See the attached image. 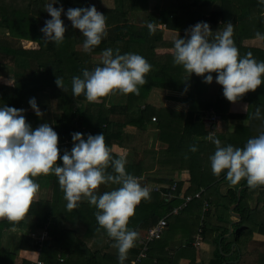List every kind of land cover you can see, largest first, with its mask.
<instances>
[{
  "label": "trees",
  "instance_id": "trees-1",
  "mask_svg": "<svg viewBox=\"0 0 264 264\" xmlns=\"http://www.w3.org/2000/svg\"><path fill=\"white\" fill-rule=\"evenodd\" d=\"M165 1L172 7H167L164 12H161L163 9H159L157 13L148 10L149 0H114L111 10L107 8L108 6L100 7L104 19L102 24L104 26L100 28L88 21L87 10L77 12L79 17L68 22L64 21L67 15L60 18L69 10L66 8L70 3L73 5L81 3L78 0H0V15L6 20L8 27V34H0V70L1 68L9 70L11 73L6 74L5 79L12 80V84L0 82V113L3 117V121L0 119V141L4 140L8 146V155L0 159V172L4 177L9 176L12 170L22 172L26 175L23 186L28 187L33 186V182L39 183L45 179L55 185L56 182L66 179L68 175L66 170H72L79 162H87L88 168H104L107 174L99 175L100 179L96 177L92 181L94 185L84 195L87 204L73 210L68 205L70 220L68 226L65 225L62 229L65 234L70 230L74 231L70 225L73 219L70 217L82 213V221L87 223L90 207H101L117 211L120 217H122L120 211H130L135 222L134 232L137 235L183 202L179 197L183 181L176 180L171 173H167L164 179H158L157 183L175 184L172 190L162 188L171 195L168 199L162 197L159 192L140 191L138 203L130 204L129 197L135 186L132 178L134 173L128 168H189L190 188L185 190V194L195 192L202 185L204 188L199 199H193L181 210L186 212L190 207L200 213L202 208L204 209L202 200L207 199L208 204L204 211L209 219L203 224L201 233L205 237L222 229L227 232V228L222 226L225 224L223 216L228 214L229 218L226 220L228 222L230 219L228 208L237 199V193L234 187L230 188L228 193L226 192V200L220 194L218 184L222 180L228 182L242 178L241 184L248 185L241 188L240 199L234 209L240 213L241 220L235 224L231 240L236 241L238 245L245 244L244 237L247 233L256 231L264 236V186L250 185L259 181L254 175L251 176L253 170L246 168L249 167L250 157L246 160L247 163H244V168H236L242 171L241 176L234 175L231 171L226 173L230 164L226 144H233L231 136L229 142L227 140L224 144L221 142L220 146L223 149L218 148L219 139H215L216 142L207 141L205 137L208 131L203 126L201 115L205 111L204 108L212 106L221 113V122L228 121L237 116L227 110L230 100L241 99L251 106L259 99V94L264 96V92L258 91L260 87L254 88L253 83L249 82L250 72L248 73L247 69H243L245 72L243 71L242 82L234 80L233 74L240 75L239 69L235 68L228 78L220 77L219 70L216 83L213 84L209 81L211 73L202 72L201 69L195 70L190 81L191 77L187 75V71L175 63L173 54H158L156 49L168 46L170 42L164 41L157 24L165 22L168 28L175 27L178 9L182 3L189 2L190 5L196 6L198 12L203 13L201 17H205V13L208 12L206 21L218 23L219 27L221 24H234L237 21V14L221 8L223 6L221 0H216L221 1L220 6L213 8H210L209 0H203L200 4H198L200 0H163ZM157 4H160V1H157L156 6ZM137 5L143 7L138 10L144 11V22L153 27L154 36L149 37L139 32V28L128 21L127 16L137 11ZM87 8L96 7L92 5ZM222 39L224 38L219 35L207 33L203 37L194 38L191 45L198 54L225 55L229 46L223 43ZM29 41L35 42V45L25 46ZM92 58H96L97 61ZM106 59L118 63V75L115 78L107 76ZM64 68L74 70L67 76ZM77 70H81L82 74L77 75ZM245 76H248L246 80ZM117 80L125 81L126 84L118 85ZM181 86L186 97L180 101L184 100L189 106L184 112L170 105L163 106V98L158 100L156 99L158 96L153 94L158 89L163 90L165 96L171 97L169 90L180 92ZM110 93H124L127 100L122 105H107L106 100ZM30 94H38L40 99L52 100L56 109L58 111L60 109L53 124L47 120V124L41 125L42 108L35 111L32 105L24 107ZM176 99L179 100V97ZM72 100L84 102L85 109L73 112L66 104ZM151 102L158 103L159 106ZM39 104L43 109L46 108L41 100ZM196 115H199L198 119ZM152 116H155L156 120L153 121ZM247 116L249 117V112L244 115L246 118ZM4 121L10 122L12 126L17 125L25 136L29 135L30 124L35 126L32 129L34 130L40 123L37 129L41 134L48 135L56 141L71 137L70 139L77 144L91 142L96 146V153L83 157L76 152L74 145H68L61 152L52 151L55 155L47 157L46 163L50 160L53 163L54 161L60 163L61 160L57 157L64 155L66 164L63 165L64 170L48 174L46 169H41L47 168L43 166L45 160L33 159V156L44 149L28 148L26 144L17 142L14 136L15 129L8 130ZM137 131H148L147 135L150 138L163 141L165 146H161L157 151L155 148L152 149V145L156 144L154 141H134L138 144H148L141 150L135 146L128 150L125 156L111 151L114 144L123 146L125 140ZM142 150H145L147 155L156 151L151 165L145 162L146 159L138 158ZM35 163L40 164L38 168ZM138 172L136 169L135 173ZM101 183H104L102 187L99 186ZM16 188H10L0 181V237L4 233V227H20L26 223L23 218L30 213V209L36 214L43 204L38 200L31 202L21 200L25 199V195L17 197L20 188L18 191ZM59 188L52 190L53 197L61 193ZM255 196L256 202L253 200ZM96 197L103 199V202L93 201ZM252 201L255 205H252ZM49 217H51L49 212L41 216L35 215L34 226H42ZM171 218L169 215L166 217L168 227L171 225ZM91 222L89 225H97ZM49 233L54 237L50 229ZM19 241L20 248L32 250H42L40 245L45 244L36 243L26 234L22 235ZM132 246L127 248L128 251L137 254L141 245L134 241ZM146 253V258L135 264H158L151 261L150 249ZM10 256L12 257V255L0 257V264H8L6 261L10 260ZM221 257L218 249L217 259L209 264L220 263ZM248 258L251 264H264V251L253 248L248 252ZM247 260L244 257L240 261ZM119 261L121 264H130L129 258H119Z\"/></svg>",
  "mask_w": 264,
  "mask_h": 264
},
{
  "label": "crops",
  "instance_id": "crops-1",
  "mask_svg": "<svg viewBox=\"0 0 264 264\" xmlns=\"http://www.w3.org/2000/svg\"><path fill=\"white\" fill-rule=\"evenodd\" d=\"M75 1V0H73ZM81 3H75V5L70 6V13L76 17H79L77 12H85L88 15V21L95 24V26L102 28L104 25V19L101 14L100 7L108 6L107 8L111 10L113 8L114 0H78ZM83 1V2H82ZM157 0H154V3H149L148 10L156 9L161 4H157L154 7ZM203 1V0H201ZM223 1V6L221 8L227 9L228 11H232V13L237 14L236 23L234 24H221L220 27L218 23H212L206 21L205 18L208 16V12L205 13V17L203 13L198 12L196 6L193 7L192 15L191 12H187L188 14L186 17L183 16V12L180 11V7L178 9L177 19L175 22V27L168 28V27H161V23L157 24V28L161 30L162 38L165 42H170L168 46H162L156 49L158 54L161 53H168L173 54L174 61L177 66H180L181 69H185L187 71V75L192 78L191 69H193V65L197 60V64L200 63L199 67L209 68L211 70H218L220 63L225 65V67L220 70V77L228 78L229 74L233 72L235 69H239L240 75L238 73L233 74V78L236 82H242L243 78V69H247L248 73L250 72V79L254 88L260 87L262 93L264 92V0H221ZM84 4V5H80ZM96 8H87V6H92ZM74 6H77L75 9ZM98 7V8H97ZM154 7V8H153ZM213 5H210V8H213ZM162 12L166 9V6L162 8ZM159 13V12H158ZM186 13V12H185ZM68 11H65L64 14L60 18H64V21H70ZM144 11L137 10L131 13V16H127L128 21L133 26H138L139 32L154 36L155 30L150 31V28L146 26L144 22ZM201 17V18H200ZM198 18V19H197ZM204 18V19H203ZM6 21V20H5ZM201 21V22H200ZM204 21V22H203ZM243 21V22H242ZM142 25L143 27H141ZM231 25V26H229ZM140 26V27H139ZM211 31V32H210ZM8 31L5 33L7 34ZM4 32H0L3 34ZM210 33L211 35L217 34L221 36L222 42L227 43L229 46L228 53L225 55H195L198 54L197 52L192 53V40L197 37H203V35ZM183 42V43H181ZM30 46H34L35 42H27ZM179 45H183L179 46ZM179 46V47H178ZM83 49V48H82ZM84 52V49H83ZM252 53V57L249 58V54ZM195 55V56H194ZM208 58L210 62H205V59ZM111 61V64L115 66L118 64L114 60L106 59ZM227 62V64H226ZM110 65L108 67L107 64V76L108 78H114L116 75V68ZM123 68L124 66L121 65ZM176 66V67H177ZM200 68V69H201ZM235 68V69H234ZM249 69V70H248ZM74 69L68 68L66 70L64 68V72L66 75H69ZM196 70V69H195ZM211 71V77L209 81L213 84L216 83L218 71ZM245 72V71H244ZM11 72L5 68H1L0 75L5 76L6 74H10ZM77 75H81L82 71L77 70ZM227 76V77H226ZM248 77V76H247ZM245 76V80L247 79ZM123 82V81H122ZM6 83V82H5ZM8 84H12V80H8ZM168 92V90H164ZM171 95H176L179 99L184 98L182 94L185 95V90L180 87V92L178 91H171L169 90ZM111 94L116 95L118 97H127L124 93H110L107 97L106 104L107 105H115V104H124L125 102L122 99H119L117 102L111 101ZM157 95L156 99L163 98L162 105L171 107H177L176 110L180 112L186 111V107H182L181 104L185 101L173 99L171 97L165 96L163 90H156L153 93ZM258 100L254 101L252 105H248L247 101L232 99L228 102L227 110L229 113L237 115L235 118H231L228 121L224 122H216L212 129H207L208 133L205 139L209 142H216L215 139H219L218 146H220L221 142L224 144L226 142V138H224L225 134L235 132L236 140L233 144H226V152L228 155L229 160V168H227L226 173L230 171L234 175L241 176L242 171L240 169L232 168L239 163L238 157L234 150H229L228 145L234 146L235 150L239 152L245 153L247 156L249 155L250 158H253V153L258 152L257 155L260 159L264 157V132L260 126L264 125V96L262 94L258 95ZM185 99V98H184ZM44 102L46 108L43 109L39 104V101ZM95 100V99H94ZM30 104L27 105V103ZM178 103L177 105H174ZM68 106L72 109L73 112H78V110L83 111L85 109V103L80 102L78 100H72V102H66ZM33 106L35 111H40V118H41V125L47 124L49 121L50 123L55 122L56 116L60 113L56 109V105L52 100L47 99H40L38 94H30V96L26 99L25 106ZM187 106V105H186ZM249 112V116L254 114V118H251L253 121L249 122V117L242 119L240 116L245 115ZM251 114V115H250ZM3 118V117H2ZM3 121V119H1ZM48 120V121H47ZM248 121V124H247ZM6 128L8 130H20L17 125L12 126V124L8 121H4ZM254 125H256L254 127ZM40 126V123L37 127ZM238 128V132H236V127ZM245 126L246 129L242 130V127ZM33 125L30 124V132L33 130ZM36 127V128H37ZM32 130V131H31ZM146 132V133H145ZM148 131H137L134 135L130 134L128 140H125L123 146H118L114 144L111 148V151H115L118 154L125 156L128 150L134 148L138 142L134 141H154L156 144H160L161 146H165L163 141H158L157 139L147 135ZM253 132V133H252ZM222 137V138H221ZM71 137L65 138L62 141L67 140L68 144L71 146L76 145V142H73ZM225 139V140H224ZM54 140V139H53ZM254 140V142H253ZM79 145H86L87 143H78ZM253 144V150H252ZM40 148V147H39ZM66 148V147H65ZM64 148V149H65ZM75 148V147H74ZM122 148V150H119ZM137 148V147H136ZM44 149V148H43ZM64 151V150H63ZM35 154V153H34ZM65 154V152H64ZM8 155V146L4 142V140L0 141V159L5 158ZM55 154H52V150L44 149V151L39 152L37 155L33 156V159L37 160L41 158L45 160L43 166L47 168H41L42 170H47L48 174L55 173L65 168L63 165L66 164V157L62 155L61 157H57L60 159L61 162L58 163L57 161L50 160V162L46 163L47 157H52ZM56 160V159H55ZM232 162V164H231ZM51 163V165H49ZM36 167H39V163H35ZM85 164V165H83ZM87 162H82L77 164L75 168L72 170H66L68 175L66 179L56 182L55 185L50 184V182L45 179L43 182L40 181L39 183H34L33 186L28 185V187L23 186V182H19L16 180L12 173L9 176L4 177L2 172H0V181L5 185H9L10 188H20L19 194L25 195V199L21 196V200L27 201H41L43 202L42 207L40 210L33 212L30 209V213L25 216L26 223L22 224L18 228L14 227H4L3 232L0 237V257L5 255H12L10 256V260L6 263L8 264H32L33 260H41L43 264H121L119 258H129L130 264L134 261L140 251L137 254H133L132 252L128 251L127 248H132V242H137L140 244L141 237L145 234L147 228L145 227L143 230L136 233L134 232L135 227H133L131 220L126 221V217L123 218V223H117V221L121 218L118 215V212L112 209H102L101 207H94L92 213H89V218L91 221L95 220L98 221L99 224H107L106 226L100 225H89L86 223L85 225H77L76 231H68V234H65L62 230L63 227L68 226L69 222V213H68V205L75 204L78 207L84 206L86 203L85 196L90 187L94 185L92 182L96 177L104 176L105 171L104 168H88L86 166ZM83 165V166H82ZM242 163L239 165L241 166ZM262 167L264 168V162H261ZM260 167V164L257 165ZM64 168V169H63ZM139 170L138 173H135V170ZM128 168L133 174V182L135 187L145 186L156 184L159 185L161 188H168L170 185L166 183H157L158 179H164L165 174L171 173L173 178L176 180L183 181L182 190L179 194V197L183 200V195H185V190L189 187L190 188V169L189 168ZM69 171V172H68ZM46 171H44V174ZM23 174V173H22ZM107 174V173H106ZM26 178V175L23 174ZM100 175V176H99ZM36 180V178H34ZM42 180V179H41ZM242 178L235 179L232 181L226 180L227 185L221 184L223 180L218 184L221 190L220 194L224 197H227L226 194L228 190L232 187L235 188L236 193L238 188H242L248 184H241ZM104 183L99 184L100 187L103 186ZM109 186V184H107ZM231 185V187L229 186ZM250 185H257V186H264L263 183L261 184H253ZM56 187H60L61 193L56 197L52 196V190ZM204 188L200 187L199 189ZM198 189V190H199ZM86 190V191H83ZM196 190V191H198ZM241 190V189H240ZM195 191V192H196ZM227 192V193H226ZM194 193V192H193ZM192 193V194H193ZM239 193L237 197H239ZM191 194V193H188ZM229 196V195H228ZM199 199V198H193ZM192 199V200H193ZM240 199V197H239ZM191 200V201H192ZM103 202V199L101 200ZM139 201V193L130 195L129 203L132 205L137 204ZM188 201L185 207L191 202ZM237 201V199L235 200ZM184 202V201H183ZM181 202L180 205L183 204ZM239 202V200H238ZM208 200H202V204H207ZM178 205V206H180ZM238 205V203H237ZM236 205V206H237ZM206 206V205H204ZM235 206V207H236ZM54 207V208H53ZM182 206L180 208V212L177 214H168L173 218L174 226L178 225L180 227L179 233L173 234L171 232V239L168 241L164 239L163 235L165 231L170 227L166 226L164 232L162 233L159 239H155L148 243L147 252L151 251V261L158 262V264H209L212 260L217 259V252L218 249L224 255L220 258L222 261L218 264H251V261L248 258V252L251 249L244 248L242 251V244L238 247V243L236 241H232V232L234 230L235 224H232V231L229 233V224L232 220H235V217L232 215L229 221L225 220V224L222 226L227 228V232L223 229L218 230L216 232H211L210 236H205L201 233V229L203 224L209 219L206 216V207L203 209L202 212L197 213L196 210L189 208V211H182L184 208ZM183 208V209H182ZM80 209V208H79ZM182 209V210H181ZM235 209V208H234ZM233 209V211H234ZM195 211V212H194ZM49 212L51 217H49L42 226H34L35 222V215L41 216L45 215ZM238 213L237 211H234ZM27 213V212H26ZM231 214V213H230ZM240 214V213H239ZM173 215V216H172ZM198 216L197 218L195 216ZM123 216V215H122ZM176 216V217H175ZM24 217V216H23ZM192 217L196 218L193 219ZM241 220V215H240ZM239 220V221H240ZM238 221V222H239ZM61 222V223H60ZM108 222V223H106ZM60 223V224H59ZM197 223V224H196ZM69 228V227H67ZM46 230V236L42 242L45 244H41L42 250H32L26 248L19 247V239L22 235L26 234L30 236L31 233L38 232L41 233L43 230ZM54 233V237L51 236L50 233ZM70 229V228H69ZM198 235L200 239H198ZM31 237V236H30ZM34 239V238H33ZM199 240L198 245L195 244V241ZM51 241V246L47 245L46 242ZM39 242V243H42ZM37 243V242H36ZM223 250V251H222ZM11 251L10 253H8ZM147 254V253H146ZM142 256L136 262H140L142 259L146 258ZM243 254V255H242ZM248 259L247 262L240 261L242 258ZM135 262V263H136Z\"/></svg>",
  "mask_w": 264,
  "mask_h": 264
},
{
  "label": "rangeland",
  "instance_id": "rangeland-1",
  "mask_svg": "<svg viewBox=\"0 0 264 264\" xmlns=\"http://www.w3.org/2000/svg\"><path fill=\"white\" fill-rule=\"evenodd\" d=\"M157 1H160L161 3L163 2V0H157ZM157 1H156V3H157ZM245 1V0H244ZM209 2L211 3V5H213V6H220V2H218V1H216V0H209ZM149 3H154V0H149ZM156 3H155V5H154V7L156 6ZM201 3V0L198 2V4H200ZM72 5V3H70V5L68 6V7H70ZM166 6V8L167 7H172L171 5H169L166 1L165 2H163L162 4H160L159 6H158V8H157V10L156 9H151V10H154V11H156L157 13H158V11H159V9H162L163 7H165ZM198 6V5H197ZM66 8V9H70V8ZM153 7V8H154ZM141 8H143V7H141V5H137L136 6V9L138 10V9H141ZM75 9H77V6H75ZM180 11L181 12H183V16L184 17H186V15H184V14H188L187 12L189 11V12H191L192 13V11H193V7H192V5H190L189 4V2H186V3H182L181 4V7H180ZM161 12H162V10H161ZM164 12V11H163ZM186 12V13H185ZM68 15H69V18H70V21L71 20H74L75 18H76V16H74V15H72L71 13H70V10H68ZM157 13H155V14H157ZM192 15H193V13H192ZM201 22V21H200ZM204 22V21H203ZM243 22V21H242ZM146 24V23H145ZM141 27H143L142 25H140ZM139 26V27H140ZM146 26L147 27H149V28H153V27H150V25L149 24H146ZM138 27V26H137ZM6 31H8V27L6 26V21H5V19L3 18V16L2 15H0V32H4L3 34H6L5 32ZM150 31H153V30H150ZM211 32V31H210ZM7 34H8V32H7ZM217 35V34H216ZM150 37V36H149ZM25 46H30V44H26ZM192 47V49H193V46H191ZM195 51L194 50H192V53H194ZM195 55H200L201 56V54H195ZM194 55V56H195ZM252 57V53H250L249 54V58H251ZM94 61L96 60L97 61V59L96 58H92ZM197 60L198 59H196V61H195V63H194V65H193V69H191V73H195V69L198 71V70H200V68H199V65H200V63L199 64H197ZM205 62H210V60L208 59V58H206L205 59ZM105 63L106 64H108V67L110 66V65H113V64H111V61H109V60H106L105 61ZM226 64H227V62H226ZM114 66V65H113ZM201 66L203 67V68H201V70H202V72L203 71H208V72H211V71H214V70H211V71H209V68H206L205 69V67L203 66V64H201ZM115 68H116V75H115V77L118 75V70H117V64H115V66H114ZM225 67V65H222L221 63H220V66H219V68H218V70H215V71H219V70H222L223 68ZM195 68V69H194ZM206 74V73H205ZM206 75H209V74H206ZM114 77V78H115ZM184 80H187L186 78H184ZM190 81L192 80V78H190L189 79ZM188 80V81H189ZM8 82V80L7 79H5V76H2V75H0V82ZM117 84L118 85H124V84H126V82L125 81H121V80H117ZM183 88H185V86L183 87ZM183 95V97L185 98L186 97V94L184 95V94H182ZM171 96V98H173V99H176V95H170ZM111 101L112 102H117L119 99H122L124 102H126V100H127V97H118L117 96V94L116 95H113V94H111ZM152 100H154V99H152ZM180 100V99H179ZM151 101V100H150ZM149 101V102H150ZM183 102V101H182ZM152 104H154L155 106H159L158 105V103H153V102H151ZM185 103V102H184ZM178 103H176V104H174V105H177ZM182 105V107H186V109L189 107V106H186V104H181ZM153 106V105H152ZM210 108H204V112L202 113V115H201V121H202V123H203V126H204V128L207 130V125H206V121L211 117V116H213V115H216V116H218V118L215 120V122H220L221 120H222V118H221V113L220 112H218V111H216L215 109H213V107L212 106H209ZM172 108H177V107H175V106H173ZM220 109H222V105H221V108ZM222 111V110H221ZM251 115V114H250ZM199 116V115H198ZM242 119H245L246 117H244V115H242V116H240ZM255 116H254V114L253 115H251V118H254ZM199 118V117H198ZM250 118V116H249V122H252L253 120ZM151 124H154V123H151ZM247 124H248V121H247ZM256 125H254V127H255ZM262 127H264V125L263 126H260V128H262ZM236 128V131H239L238 130V128H237V126L235 127ZM244 129H246V127L245 126H243L242 127V130H244ZM263 132H264V130H262ZM234 134H232V133H229V134H225L224 135V138H226V140H227V142H229V138H230V136H231V139H232V141H233V143H235V141L234 140H236V137H235V132H233ZM253 133V132H252ZM222 138V137H221ZM225 140V139H224ZM147 142H150V139L147 141ZM253 142H254V140H253ZM87 144H91V145H94L93 143H91V142H87ZM147 144L148 143H139V144H136V147L138 148V150H141V149H144L145 148V146H147ZM95 146V145H94ZM228 146H230L229 147V150L231 151L232 149L234 150V152L236 153V155H237V157H238V160H240L239 161V163L237 164V165H235L234 167H232V168H244V163L246 162V160L249 158V155L247 156L245 153H243V152H239V151H237V150H235V147L234 146H231V145H228ZM96 147V146H95ZM161 147V145L160 144H153L152 145V149H154V150H157L158 148H160ZM218 148L219 149H223L221 146H218ZM119 150H122V148H120ZM252 150H253V144H252ZM158 151V150H157ZM115 152V151H114ZM156 152V151H155ZM155 152H151L149 155H147L146 153H145V150H142L140 153H139V155H138V158L139 159H146V161L145 162H147L149 165H151L152 163H153V158L155 157ZM96 153V152H95ZM257 153L258 152H254L253 153V158H251V161H250V164H249V167H246V168H251V170H253V172L251 173V176H255L259 181H256V182H254L253 184H261L262 182H264V168L262 167V165H261V162H264V157H262V159H260L259 157H258V155H257ZM242 163V165L241 166H239L240 164ZM247 163V162H246ZM231 164H232V162H231ZM260 164V166H261V168L260 167H257V165H259ZM230 167V166H229ZM228 167V168H229ZM221 184H224V185H227V183L225 182V181H223V183H221ZM264 184V183H263ZM139 189L140 190H138V189H136V187L132 190V192H131V194H133V192L135 193V194H137V193H139L140 194V191H141V187H139ZM83 191H86V190H83ZM202 192L203 191H201V194H200V196L202 195ZM85 195V194H84ZM83 195V196H84ZM166 199H168V197H166ZM225 199L227 200V197H225ZM255 199H256V196L253 198V200L255 201ZM93 201H95V202H100L101 200L99 199V198H95ZM254 201H252V205L254 204L255 205V202ZM87 204V202L85 203V205ZM131 204V203H130ZM208 204V203H207ZM207 204H204V205H206L207 206ZM70 206V208L73 210L74 208H80V207H78L77 205H75V204H71V205H69ZM206 206H204V208L206 207ZM93 208L94 207H90V209H89V211H88V215H89V213L91 212L92 213V211H93ZM120 211V210H119ZM121 213H122V217L117 221V223H123V218L124 217H126L127 219H126V221L127 220H131V222H132V225H133V227H135V222H134V220H133V217H132V213L130 212V211H128V210H124V211H120ZM228 212H229V214H230V211H229V208H228ZM82 213H78V214H75V215H73L72 217H70V218H72L73 220H72V223L70 224L71 226H72V228L74 229V231H76V229H77V227L78 226H76V224L77 225H85L86 224V222H84V221H82ZM87 217V216H86ZM224 219L225 220H228V218H229V216H228V214L226 213L224 216ZM230 217H232V215L230 214ZM90 222H91V220H90V218H89V221L87 222V223H89L90 224ZM92 222H95L96 224H98V225H100V226H106L105 228H108L107 227V224L106 225H104V224H99V222L98 221H95V220H93ZM91 222V223H92ZM106 223H108V222H106ZM236 223H238V222H235L234 224H236ZM197 224V223H196ZM179 229H180V227L178 226V225H175L174 226V223H173V218H171V225H170V227L165 231V233H164V235H163V237H164V239H165V241L166 240H170L171 239V232H173V234L175 235V234H177V233H179ZM229 231V230H228ZM249 234V235H248ZM143 237V236H142ZM142 237H141V240H140V245H141V247L143 246V243H144V241H143V239H142ZM50 238H51V235H50ZM244 241L246 242L245 244H242V251H243V249L244 248H249V249H253V248H258L261 252L262 251H264V236H262V235H259V233H256V231H253L252 233H247V235H245V237H244ZM46 244L47 245H49V246H51V241H48V242H46ZM240 245H238V247H239ZM219 253L221 254V255H224L223 253H221L220 251H219Z\"/></svg>",
  "mask_w": 264,
  "mask_h": 264
},
{
  "label": "built area",
  "instance_id": "built-area-1",
  "mask_svg": "<svg viewBox=\"0 0 264 264\" xmlns=\"http://www.w3.org/2000/svg\"><path fill=\"white\" fill-rule=\"evenodd\" d=\"M161 27L165 28L167 27L165 22H162ZM218 118V116L213 115L211 116L207 121H206V125H207V129H212L213 125L216 123L215 120ZM0 119H2V114L0 113ZM153 121L156 120L155 116H152L151 118ZM14 136H15V140L17 142H21L26 144V146L28 148H44V149H50L52 151H57V152H61L64 150L65 147H67L68 142L67 140L63 141V142H59L56 140H53L50 136L48 135H44L41 134L40 131L35 128L31 133H29L28 136H25L23 134L22 131L20 130H16L14 132ZM75 150L77 153H79L81 156H87V155H92L96 152V147L94 145L91 144H86V145H79L76 144L74 145ZM12 176H14L16 178L17 181L19 182H23L25 180L24 175L22 174V172L19 171H15L12 170L11 171ZM175 184L170 185L168 188L166 189H173ZM141 187V191H151V192H159V194L162 197H169L171 196L166 190H162V188L159 185L156 184H151V185H145V186H140ZM136 189L140 190L139 187H136ZM203 190V188L199 189L198 191L194 192L193 194H185L183 195V204L180 206H175L173 207L170 211H168L172 214H177L180 210V208L182 206H185L187 204L188 201H191L193 198H200V194L201 191ZM165 214L163 217L159 218L154 224H151L145 234L143 235L142 239L144 241L142 249L140 251V253L138 254L137 258L132 261V264H135V262L137 260H139L142 256H145L146 251L148 249V243L155 240V239H159L162 235V233L164 232L166 226H167V215ZM30 236L32 238H34V240L40 244L39 242H42L46 236V230L44 229L41 233L38 234V232L36 233H31ZM198 239H200V236L198 235ZM199 240L195 241V244L198 245ZM32 264H43L41 260L37 259V260H33Z\"/></svg>",
  "mask_w": 264,
  "mask_h": 264
},
{
  "label": "water",
  "instance_id": "water-1",
  "mask_svg": "<svg viewBox=\"0 0 264 264\" xmlns=\"http://www.w3.org/2000/svg\"><path fill=\"white\" fill-rule=\"evenodd\" d=\"M198 115H196V119H198ZM264 185V184H263ZM241 188H238L237 189V195H238V192L240 191ZM238 200H239V197H237V201H235L234 203H232L230 206H229V211L231 213V215H233L235 217V220H232L231 223L229 224V233L232 231V224H234L235 222H238L240 220V214L239 213H236L233 211V209L235 208V206L237 205L238 203Z\"/></svg>",
  "mask_w": 264,
  "mask_h": 264
},
{
  "label": "clouds",
  "instance_id": "clouds-1",
  "mask_svg": "<svg viewBox=\"0 0 264 264\" xmlns=\"http://www.w3.org/2000/svg\"><path fill=\"white\" fill-rule=\"evenodd\" d=\"M55 152H57V151H55Z\"/></svg>",
  "mask_w": 264,
  "mask_h": 264
}]
</instances>
